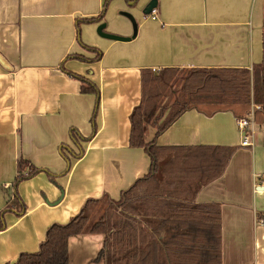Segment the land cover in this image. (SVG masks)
<instances>
[{
	"label": "crops",
	"instance_id": "crops-1",
	"mask_svg": "<svg viewBox=\"0 0 264 264\" xmlns=\"http://www.w3.org/2000/svg\"><path fill=\"white\" fill-rule=\"evenodd\" d=\"M149 1L110 0L102 21L79 23L99 16L106 0H0V211L13 195L20 160L43 169L18 185L25 214L3 216L0 264L39 251L51 225L68 223L89 199H121L150 172L145 148L129 144L142 69L252 70L264 63V0H158L156 19L143 13ZM124 11L136 18L135 38L99 35L97 27L106 23V31L132 36ZM82 41L103 50L102 57L68 58L93 57ZM81 78L99 90L95 123L98 95L83 92ZM210 106L186 111L158 136L148 125L147 141L235 148L197 202L220 208L223 264H264V224L257 220L264 212L263 111L256 112L254 146L244 147L236 120L251 105ZM103 242L96 233L71 237L69 264H103L95 260Z\"/></svg>",
	"mask_w": 264,
	"mask_h": 264
},
{
	"label": "trees",
	"instance_id": "trees-1",
	"mask_svg": "<svg viewBox=\"0 0 264 264\" xmlns=\"http://www.w3.org/2000/svg\"><path fill=\"white\" fill-rule=\"evenodd\" d=\"M109 2L106 0L99 16L81 19L79 23L102 21ZM83 46L97 52L93 60L102 57L98 49ZM71 57L92 60L77 53L68 56ZM141 77L142 100L130 116L129 144L145 148L152 162L150 172L123 191L119 200L108 195L89 199L68 223L53 224L47 229L39 251L22 253L11 264H69V240L81 233L104 235L102 249L95 259L103 264H223L220 208L214 203L197 202V194L202 186L224 173L235 148L159 146L155 140L147 141V126L158 128V136L183 113L200 106L225 110L231 105L250 106L253 102L264 114V63L252 70L144 68ZM83 81V92L98 95L93 115L95 123L99 90L94 83ZM81 148L79 156L84 151ZM68 164L70 167L69 161ZM17 165L13 195L0 211V230L6 228L3 217L6 212L12 210L19 216L26 212L18 185L43 170L27 160H20ZM262 176L264 180V171ZM257 220L264 223V212L257 215Z\"/></svg>",
	"mask_w": 264,
	"mask_h": 264
},
{
	"label": "built area",
	"instance_id": "built-area-1",
	"mask_svg": "<svg viewBox=\"0 0 264 264\" xmlns=\"http://www.w3.org/2000/svg\"><path fill=\"white\" fill-rule=\"evenodd\" d=\"M151 18H157V10L155 9L151 13ZM261 110L260 106L251 103V110L248 112L247 115L240 117L236 120L237 126L239 127L243 137L241 140L242 146H254L253 138L256 134V123H255V116L256 112ZM260 223L264 224L263 221H259Z\"/></svg>",
	"mask_w": 264,
	"mask_h": 264
},
{
	"label": "water",
	"instance_id": "water-1",
	"mask_svg": "<svg viewBox=\"0 0 264 264\" xmlns=\"http://www.w3.org/2000/svg\"><path fill=\"white\" fill-rule=\"evenodd\" d=\"M157 1L158 0H151L145 7L143 8V13L145 15H150L157 7ZM122 14H125L131 21L132 27H134V33L132 36H120L111 32L106 31V23H101L99 24L98 28V33L104 38H109L117 41H128L136 37L138 33V27H137V22L136 18L133 13L129 11H124ZM262 188V187H261Z\"/></svg>",
	"mask_w": 264,
	"mask_h": 264
},
{
	"label": "rangeland",
	"instance_id": "rangeland-1",
	"mask_svg": "<svg viewBox=\"0 0 264 264\" xmlns=\"http://www.w3.org/2000/svg\"><path fill=\"white\" fill-rule=\"evenodd\" d=\"M121 36V35H120ZM83 42V41H82ZM83 45H86L84 42L82 43ZM87 47H92V48H96V49H98L102 54L104 53L103 52V50H101L100 48H98V47H95V46H92V45H86ZM85 48V47H84ZM85 50L87 51V53L88 54H91L92 53V55H93V57H90L91 59L92 58H95L96 56H97V52L95 51V50H88L87 48H85ZM96 60V59H95ZM211 107V106H210ZM94 211H96V209H94ZM102 235V234H101ZM103 237H104V235H103Z\"/></svg>",
	"mask_w": 264,
	"mask_h": 264
}]
</instances>
